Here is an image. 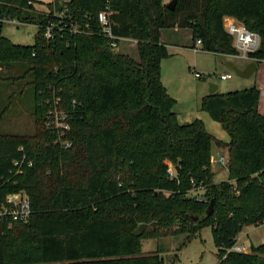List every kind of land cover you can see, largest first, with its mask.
Instances as JSON below:
<instances>
[{
	"label": "trees",
	"instance_id": "16d2710c",
	"mask_svg": "<svg viewBox=\"0 0 264 264\" xmlns=\"http://www.w3.org/2000/svg\"><path fill=\"white\" fill-rule=\"evenodd\" d=\"M33 3L41 4L0 0V17L39 26L32 45L11 42L0 27V81L28 80L38 121L33 134H0V206L21 193L30 209L26 222L0 220V264H164L158 250L142 255L144 238L185 234L184 245L206 226L217 264H264V243L229 251L243 227L264 222L258 88L203 98L228 135L222 143L200 119L178 121L160 77L170 56L165 29H188L202 51L236 56L225 17L260 35L252 57L264 60V0H176L173 10L164 0H54L57 12L66 7L61 21ZM105 10L113 35L135 42L137 59L100 33ZM49 22L61 26L45 39ZM76 25L79 34L70 32ZM56 99L70 114L68 148L44 123ZM212 143L227 149L226 181L214 182ZM169 164L179 169L172 177ZM140 224L149 230L133 235Z\"/></svg>",
	"mask_w": 264,
	"mask_h": 264
},
{
	"label": "rangeland",
	"instance_id": "374dc122",
	"mask_svg": "<svg viewBox=\"0 0 264 264\" xmlns=\"http://www.w3.org/2000/svg\"><path fill=\"white\" fill-rule=\"evenodd\" d=\"M40 1L43 2L40 4L43 6L49 0ZM170 1L164 0V4H168ZM41 6L35 4L37 9L45 11V5ZM36 32L37 28L30 24H5L2 27L3 36L15 44L21 45H32ZM133 44L129 40L121 41L115 51L127 53L132 58L137 59ZM172 51H175V49H172ZM177 51L180 55L176 57L175 62L177 61L179 67L183 69L178 74L179 79H176L175 75H171L173 67H170V71L166 72V67L171 66L169 64L161 67L160 77L168 94L175 99V106L179 113L178 120L200 119L206 131L216 140L228 143L227 133L202 108V100L209 93V84L216 85V92L219 94L241 91L256 86L260 92V114L264 116V63L260 64L258 71L248 78H241L224 65V61H231L236 67L244 69L250 62L240 55H213L202 50L195 53L191 49H181L179 47H177ZM195 73L201 74L202 79H195ZM223 74H231V78L224 81L220 80L219 76ZM27 82L28 80L26 79L14 82L0 81V134L30 135L36 131L38 121L36 120L35 107L37 104L34 100L33 91L27 85ZM53 108V106H50L47 114ZM47 114L45 116V126L49 124ZM211 154L217 163H219L218 159L221 155H224L227 160V149L215 143H212ZM226 164L224 166L220 164L211 165L215 183L227 180ZM197 194L201 195L202 191L199 190ZM7 198L11 199L14 197L10 194ZM148 230L149 228L147 227L145 231ZM185 237L186 235L183 234L168 235L159 239L144 238L141 241L142 255L152 254L158 250L164 260V264H217V248L213 243L211 227L202 228L193 239L182 245ZM262 243H264V224L243 227L236 235V244L241 245L245 252H249L251 246H258Z\"/></svg>",
	"mask_w": 264,
	"mask_h": 264
},
{
	"label": "built area",
	"instance_id": "2783aa9c",
	"mask_svg": "<svg viewBox=\"0 0 264 264\" xmlns=\"http://www.w3.org/2000/svg\"><path fill=\"white\" fill-rule=\"evenodd\" d=\"M52 0L50 3H52V11L49 10L46 5V10L42 11L40 9H37L35 7V4L33 3L34 8L39 11L46 14H51L52 18H56L58 21H61V19L64 17L63 14L65 13L66 7L63 6V10L60 12H57L54 9ZM31 4V2H29ZM97 23L100 27V33L102 36L110 40L111 47L115 50L121 41H124L125 39L118 38L113 35L112 33V22L110 21V11H101L97 15ZM5 24H12V25H29L27 23H23L15 18L11 17H0V27L4 26ZM31 25V24H30ZM37 29L39 26L33 25ZM60 24L56 25L52 22H49L48 25L44 27V38L45 39H52L53 38V32L56 29H60ZM223 27L226 33L232 38V46L237 51V55H240L242 58L248 60L249 62L253 63H264V60L257 59L255 57H252L254 53L257 52L258 48L261 44V37L257 32L248 30L245 25L235 18L232 17H225L223 20ZM70 32L73 34H79L81 33V28L79 26H71ZM193 52H198L201 49V41L196 40L193 47ZM195 78H202L201 74L195 73ZM220 80H227L231 78V74H223L219 76ZM58 100H54L53 103V109L49 111L47 115V119L49 121L48 126L51 127L53 130L56 131L57 139L56 141H62L60 144L64 148H68L71 146V143L66 140V135L70 130V114L68 111H65L63 109H60L57 107ZM217 163L213 157L210 159L211 165L220 164L224 166L227 163V160L224 155H221L218 159ZM31 163H28V166H30ZM14 166H19V164L16 162ZM167 172L170 177L174 176L176 173L175 167L170 165L168 166ZM14 198H7V203L3 206H0V220L2 218H9L13 221H23L26 222L30 215V209H29V203L28 198L26 195L18 193L12 195ZM264 224V222L262 223ZM259 224V225H262ZM229 251L231 252H245L241 245L235 244Z\"/></svg>",
	"mask_w": 264,
	"mask_h": 264
},
{
	"label": "crops",
	"instance_id": "0c3cea01",
	"mask_svg": "<svg viewBox=\"0 0 264 264\" xmlns=\"http://www.w3.org/2000/svg\"><path fill=\"white\" fill-rule=\"evenodd\" d=\"M35 1L41 2L40 0H35ZM51 1L52 0H49L48 2L44 3V5L47 3H50ZM41 3H43V2H41ZM38 5L41 6L40 4H38ZM43 6H41V7H43ZM124 41H127V40H124ZM132 42L134 43L133 46H135V42L134 41H132ZM160 42L166 46L167 51L170 55L168 58L162 60L161 67H163L164 65H168V64L171 65V66L166 67V72L170 71V67H173L171 75H175L176 79H179L178 74H180V72L183 71V69L181 67H179V63L177 61L175 62L176 57L178 55H180L179 52L177 51V47H179L181 49H188V50L191 49L192 50L194 42L192 41V35H191L190 30L182 29V28H178V27L162 30L160 33ZM172 49H175V51H172ZM178 50H180V49H178ZM208 53H210V52H208ZM211 54H213V53H211ZM213 55H215V54H213ZM259 65H256L255 72L258 71ZM188 69H189V67H188ZM195 79H202V78H195ZM258 110H259V106H258ZM174 111L176 112V115L178 118L179 113L177 112L176 106L174 107ZM259 113H260V110H259ZM191 118H193V117L191 116ZM194 119H196V118H194ZM194 119H189V121H181V120H178V121L180 123L185 124V123L191 122Z\"/></svg>",
	"mask_w": 264,
	"mask_h": 264
},
{
	"label": "water",
	"instance_id": "95a60500",
	"mask_svg": "<svg viewBox=\"0 0 264 264\" xmlns=\"http://www.w3.org/2000/svg\"><path fill=\"white\" fill-rule=\"evenodd\" d=\"M176 4V0H171L168 4H166L167 9L173 10ZM224 65L232 71L236 76L241 77V78H248L251 76L255 70H256V64L253 62H250L244 69H240L235 66L234 63L231 61H225ZM217 86L214 84H209V93L208 95H212L216 92ZM176 172H178V167L175 168ZM212 207V202L209 204L208 209ZM153 227L155 224L152 225ZM146 224H140L138 228L133 232V235L135 236H140L146 229H147Z\"/></svg>",
	"mask_w": 264,
	"mask_h": 264
}]
</instances>
